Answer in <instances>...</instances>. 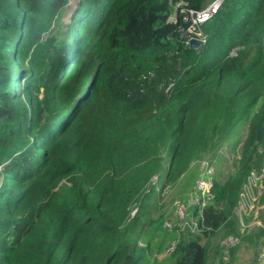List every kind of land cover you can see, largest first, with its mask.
Returning <instances> with one entry per match:
<instances>
[{
    "label": "trees",
    "instance_id": "obj_1",
    "mask_svg": "<svg viewBox=\"0 0 264 264\" xmlns=\"http://www.w3.org/2000/svg\"><path fill=\"white\" fill-rule=\"evenodd\" d=\"M207 1L78 0L56 30L71 0H0V264H208L202 237L237 235L264 165V0H225L192 47L183 10ZM244 126L235 170L160 257L156 199Z\"/></svg>",
    "mask_w": 264,
    "mask_h": 264
},
{
    "label": "rangeland",
    "instance_id": "obj_2",
    "mask_svg": "<svg viewBox=\"0 0 264 264\" xmlns=\"http://www.w3.org/2000/svg\"><path fill=\"white\" fill-rule=\"evenodd\" d=\"M77 1L78 0H71V5L66 7L63 10L62 14V26H58L56 30H61L63 27L70 21V18L73 14H75L76 8H77ZM80 19V18H78ZM175 19V18H174ZM56 30L49 29L46 33H55ZM234 51L237 53L236 49ZM235 53V54H236ZM245 120V119H244ZM244 120L240 122L241 125L244 124ZM246 134V126L243 128H240L238 132L234 134L233 137H231L230 140V147L224 148L220 150L217 154L213 155L211 157V160L214 163L215 167V178L217 180H221L226 178L230 173H232L235 169V162L237 157H239V150H236L234 146L236 147L239 140L241 139L243 133ZM240 148V147H239ZM198 161H195L192 163L190 168L187 170V172L182 175L179 179H177L175 182L168 183L163 190V192L160 194V196L156 199L158 202V209L153 211V214L157 216L160 212H163L165 215V221L164 226L166 227V222L169 220L173 224L170 227H166V243H168L164 249L168 246H170L173 242H175L173 239L174 232L178 231H185L189 226H186V228L181 229L184 227L179 221V218L177 217V210L179 204H185L187 207V210L189 213L186 214L185 220H183V223H195L196 218H198V215H195L193 212L198 209L201 212V208H199L197 205L192 204L191 201H195L194 197L192 196L193 191L195 190L196 185V178L198 176ZM264 209V204L260 203V209L258 214L262 215ZM237 219L239 218V215L237 214ZM261 222L262 219H259ZM180 226L181 228H179ZM257 226H254L251 230H256L253 233H257ZM193 230H195L193 227H191ZM199 231V230H195ZM250 232V233H251ZM199 233H201L199 231ZM228 232H225L224 228H220L217 230L213 235L209 236H203L202 241L205 245L208 247V254H209V260L214 261L211 262V264H225V263H233V264H256L257 258H255V254H258L260 251L261 243L262 241L255 236V234L252 236V240L250 241H244L245 238L248 237V235H243L241 242L235 247L234 250L231 249L229 258H224L223 250L220 246L221 239L227 235ZM169 235V236H168ZM173 238V239H172ZM177 238V237H176ZM173 240L170 244V240ZM170 241V242H169ZM144 244V243H142ZM170 244V245H169ZM165 249L164 252H161L159 255L160 257H163L167 254V249ZM227 252H229V249H225ZM234 251V252H233ZM159 252V251H158ZM239 252V253H238ZM172 262L174 261V257L172 255H167Z\"/></svg>",
    "mask_w": 264,
    "mask_h": 264
},
{
    "label": "built area",
    "instance_id": "obj_3",
    "mask_svg": "<svg viewBox=\"0 0 264 264\" xmlns=\"http://www.w3.org/2000/svg\"><path fill=\"white\" fill-rule=\"evenodd\" d=\"M225 0H210L209 3L202 9H195L186 7L183 10V19L187 21L188 25L182 30L183 35L186 37V43L190 44L194 38L200 39L203 43L207 40V34L202 29L204 22L208 21L214 16L221 7ZM236 52L233 50L232 54ZM171 82L168 89L173 86ZM201 173L196 181L193 197L195 201L192 203L205 206L208 201L214 197L213 189L215 186L214 179V166L208 158H203L199 161ZM264 193V165L260 168H253L243 183L240 191L238 205L236 207L237 213L240 215L241 231L250 230L255 224L262 225L261 221L257 219L260 209V199ZM178 212L180 218H184L188 213L185 204L178 205ZM253 214L254 219L250 222H245L244 216ZM167 227L171 224L167 223ZM239 236V235H238ZM235 235H229L221 240V245H227L229 248L236 245L239 238ZM240 237V236H239ZM174 244L170 246V251L174 250ZM261 260H264V244L262 247Z\"/></svg>",
    "mask_w": 264,
    "mask_h": 264
},
{
    "label": "clouds",
    "instance_id": "obj_4",
    "mask_svg": "<svg viewBox=\"0 0 264 264\" xmlns=\"http://www.w3.org/2000/svg\"><path fill=\"white\" fill-rule=\"evenodd\" d=\"M209 1L210 0H208L207 1V4L209 3ZM220 9V8H219ZM219 11V10H218ZM218 13V12H217ZM216 13V14H217ZM216 14H214V16L216 15ZM213 16V17H214ZM213 17H211V18H213ZM210 18V19H211ZM209 19V20H210ZM208 20V21H209ZM208 21H206V22H204V24L205 23H207ZM204 24L202 25V29L204 30ZM204 32H205V30H204ZM206 33V32H205ZM207 34V33H206ZM207 40H208V34H207ZM207 40H206V42H207ZM206 42H204V43H206ZM202 41H201V45H203L204 44ZM200 45V46H201ZM239 48H241V46H238V47H235V48H233L231 51H230V54L231 55H237L238 54V49ZM234 49H236V51H237V53L236 54H232V51L234 50ZM174 83V82H173ZM174 85V84H173ZM172 87V86H171ZM170 87V88H171ZM203 158H208L211 162H212V164H213V166H214V163H213V161L211 160V158H209V157H203ZM203 158H201V159H203ZM201 159H199V160H197L198 161V163H197V166H198V169H199V174H198V176H197V179H198V177H199V175H200V173H201V169H200V165H199V161L201 160ZM263 166V165H262ZM254 168H260V167H254ZM253 169V168H252ZM251 169V170H252ZM251 172V171H250ZM250 174V173H249ZM248 174V175H249ZM248 177V176H247ZM214 179H215V184H216V178H215V167H214ZM247 180V178L245 179V181ZM244 181V182H245ZM243 182V183H244ZM196 186V185H195ZM242 186H243V184H242ZM215 187V186H214ZM241 189H242V187H241ZM241 191V190H240ZM194 192V191H193ZM213 193H214V190H213ZM193 195V194H192ZM214 196H215V193H214ZM239 196H240V193H239ZM214 197H212L209 201H208V203L213 199ZM238 200H239V198H238ZM191 203H192V201H191ZM208 203L206 204V205H208ZM260 203H261V201H260ZM192 204H194V203H192ZM195 205H197V204H195ZM205 205V206H206ZM237 205H238V202H237ZM237 205H236V207H237ZM199 208H203L204 206H200V205H197ZM236 207H235V214L237 215L238 213H237V211H236ZM135 212V211H134ZM188 213H189V211H188ZM239 215V214H238ZM257 219H260V214H258L257 215V217H256ZM254 219V215L253 214H249V215H245L244 216V220H245V222H250V221H252ZM197 220V219H196ZM238 220V223H239V227L240 228H238V232H236L237 233V235H239L240 236V238L242 239V236L243 235H247V234H249L250 232H251V230H252V228L254 227V226H257V227H264V224H263V222H261L262 223V225H258V224H255V225H253L252 227H251V229L250 230H246V231H244V232H242L241 231V223H240V215H239V218L237 219ZM195 222H197V221H195ZM167 227V226H166ZM199 230H200V228H199ZM228 235V234H227ZM223 239V238H222ZM221 239V240H222ZM221 242V241H220ZM235 246H237V245H235ZM235 246H233V247H235ZM233 247H231V248H233ZM230 248V249H231Z\"/></svg>",
    "mask_w": 264,
    "mask_h": 264
},
{
    "label": "crops",
    "instance_id": "obj_5",
    "mask_svg": "<svg viewBox=\"0 0 264 264\" xmlns=\"http://www.w3.org/2000/svg\"><path fill=\"white\" fill-rule=\"evenodd\" d=\"M175 16H176V11H175V13L172 15L171 19H174ZM190 46H191V45H190ZM244 137H245V132L243 133V135H242L241 139L239 140L237 146H236V147L234 146V148H235L236 150H239V147L241 146ZM228 147H230V144L225 145V146L223 147V149H224V148H228ZM238 228H240V227L238 226ZM255 236L258 237V238L260 237V236H258L257 234H255ZM260 240L262 241V243H261V247H260V251L258 252V254H255V258H257L256 264H264V260H261V253H262V247H263V244H264V238H261ZM244 241H247V240H244ZM201 242L203 243L202 240H201ZM235 247H236V246H235ZM235 247H233V248H231V249L234 250ZM231 249H230V251H231ZM233 252H234V251H233ZM238 253H239V252H238ZM229 254H230V252H229ZM211 262H214V261L209 260V254H208V264H211ZM231 264H233V263H231Z\"/></svg>",
    "mask_w": 264,
    "mask_h": 264
},
{
    "label": "bare ground",
    "instance_id": "obj_6",
    "mask_svg": "<svg viewBox=\"0 0 264 264\" xmlns=\"http://www.w3.org/2000/svg\"><path fill=\"white\" fill-rule=\"evenodd\" d=\"M206 5H207V3H206ZM206 5H205V6H206ZM205 6H204V7H205ZM204 7H203V8H204ZM178 217H180V213H179ZM185 218H186V216H185L184 218H181V222H182L181 224H183V220H185ZM167 223H170V222L167 221L166 224H167ZM170 224L172 225V223H170ZM166 226H167V225H166ZM232 235H235V234H232ZM235 236H238V235H235ZM238 238H239V236H238ZM239 241H240V238H239L238 242H239ZM238 242H237V243H238ZM237 243H236V244H237ZM172 244H174V245L176 246V241L173 242ZM172 244H171V245H172ZM171 245H170V246H171ZM170 246L168 247V249H167V251H166L167 254H170L171 252H173V251L175 250V246H174V250H173V251H170ZM223 246H225L226 248H229V247H228L227 245H225V244H224Z\"/></svg>",
    "mask_w": 264,
    "mask_h": 264
},
{
    "label": "water",
    "instance_id": "obj_7",
    "mask_svg": "<svg viewBox=\"0 0 264 264\" xmlns=\"http://www.w3.org/2000/svg\"><path fill=\"white\" fill-rule=\"evenodd\" d=\"M190 45H191L192 47H200V45H201V40H200V39H197V38H194V39L191 40Z\"/></svg>",
    "mask_w": 264,
    "mask_h": 264
}]
</instances>
